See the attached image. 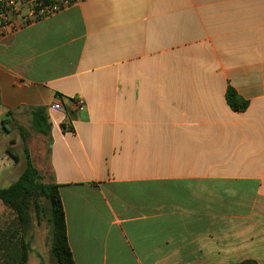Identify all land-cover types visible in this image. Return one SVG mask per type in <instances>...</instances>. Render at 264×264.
<instances>
[{
  "label": "crops",
  "instance_id": "0c3cea01",
  "mask_svg": "<svg viewBox=\"0 0 264 264\" xmlns=\"http://www.w3.org/2000/svg\"><path fill=\"white\" fill-rule=\"evenodd\" d=\"M37 107L76 264H264V0H85L0 37L5 133Z\"/></svg>",
  "mask_w": 264,
  "mask_h": 264
},
{
  "label": "trees",
  "instance_id": "16d2710c",
  "mask_svg": "<svg viewBox=\"0 0 264 264\" xmlns=\"http://www.w3.org/2000/svg\"><path fill=\"white\" fill-rule=\"evenodd\" d=\"M229 105L237 111H244L249 103L242 99L233 88L227 91ZM11 112H9V115ZM31 128L50 139L51 124L46 107L31 109ZM8 118L4 119L3 128L8 131ZM64 128V125H62ZM26 134H29L26 131ZM23 140L27 141L25 133ZM27 165L18 180L8 188L0 189V201L16 215L13 232L5 231L1 236L0 248L5 264H27L31 249L28 237L33 227V211L36 212L38 224L45 223L52 234L50 257L57 264H76L69 244L67 222L59 185L51 178L44 182V177L35 167L28 146H25ZM8 154L17 158L12 150ZM50 153V150L48 151ZM16 240V241H14ZM239 264H258L246 260Z\"/></svg>",
  "mask_w": 264,
  "mask_h": 264
},
{
  "label": "rangeland",
  "instance_id": "374dc122",
  "mask_svg": "<svg viewBox=\"0 0 264 264\" xmlns=\"http://www.w3.org/2000/svg\"><path fill=\"white\" fill-rule=\"evenodd\" d=\"M21 127L14 123H10V136L5 133L2 128L0 119V167L4 168L1 172L4 174L0 177V189L8 188L15 183L27 165L25 154V146L27 145L34 158V165L44 177V182H50L51 164L49 153L46 148L49 144V139L44 135L35 132L31 128L30 121H20ZM22 130L25 133L27 141L23 140ZM26 130V131H25ZM45 141V142H44ZM12 150L17 158L8 156L7 150ZM16 223V215L8 206L0 201V236L5 231L13 232ZM1 240V238H0ZM16 241V240H14ZM28 244L31 249L29 260L27 264H57L50 257V250L52 246V234L45 223L38 224L36 212L33 211V227L31 235L28 237ZM3 252L0 248V264H5L3 261Z\"/></svg>",
  "mask_w": 264,
  "mask_h": 264
},
{
  "label": "built area",
  "instance_id": "2783aa9c",
  "mask_svg": "<svg viewBox=\"0 0 264 264\" xmlns=\"http://www.w3.org/2000/svg\"><path fill=\"white\" fill-rule=\"evenodd\" d=\"M85 0H0V37L16 33L27 26L53 17ZM76 112L86 110L85 100L79 96L65 98ZM63 100L49 109L66 112Z\"/></svg>",
  "mask_w": 264,
  "mask_h": 264
}]
</instances>
